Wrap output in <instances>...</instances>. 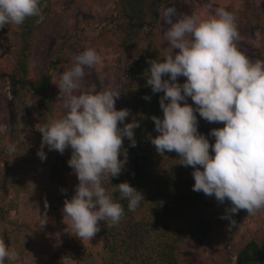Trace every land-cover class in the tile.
Segmentation results:
<instances>
[{
    "label": "trees",
    "instance_id": "trees-1",
    "mask_svg": "<svg viewBox=\"0 0 264 264\" xmlns=\"http://www.w3.org/2000/svg\"><path fill=\"white\" fill-rule=\"evenodd\" d=\"M71 1L76 4L75 10L68 0H41L43 23L37 24L38 17H31L20 26H6V49L0 53V85L7 88L14 109L26 112L28 134L42 140L38 129L61 117L63 101L58 99L55 83L74 64V44L97 53L110 51L128 67L122 98L115 106L130 110L125 123L136 119L140 126L134 129L135 147L124 138L128 153L125 169L118 177L103 182L125 214L117 225L103 222L102 254L85 252L66 240L57 256L74 258L77 264H89L91 258L92 264H224L230 246L235 250L234 264H253L264 255V235L259 237L255 226L245 225V220L254 215L241 210L233 215L235 224L229 229V220L220 217L231 202L226 199L224 208H218L212 197L193 191L194 169L179 164L175 152L161 156L151 143L159 135L151 117H163L159 106L163 93H153L147 86L149 61L162 60L172 51L160 25L162 9L174 0ZM218 1L235 17L237 48L253 62L264 61V0ZM94 6L101 10L92 9ZM185 79L179 77L178 82ZM188 103L193 104L190 97ZM196 115L200 122L202 118L198 112ZM211 124L213 128L224 126ZM8 144L12 142L1 135L2 164L9 157ZM69 158L68 150L60 154L48 149L47 165L53 183L66 185L77 177L68 166ZM125 181L144 196L134 211H129L128 200L114 191ZM2 212L0 208L3 220Z\"/></svg>",
    "mask_w": 264,
    "mask_h": 264
},
{
    "label": "clouds",
    "instance_id": "clouds-1",
    "mask_svg": "<svg viewBox=\"0 0 264 264\" xmlns=\"http://www.w3.org/2000/svg\"><path fill=\"white\" fill-rule=\"evenodd\" d=\"M161 15L169 26L164 39L172 51L162 60L149 61L147 86L153 93H163L159 99L163 117H151L159 133L151 143L161 156L175 152L179 164L194 169L193 191L214 196L219 203L231 202L220 217L229 220L230 229L234 214L245 210L255 215L264 209V61L253 62L237 48L235 17L223 7L206 19L181 14L175 5L164 7ZM31 17H38L37 24L44 22L41 0H0V29L20 26ZM100 59L92 48L75 55L73 66L55 83L64 114L38 129L42 140L37 155L42 161L45 145L60 154L71 148L67 163L79 183L71 199H65L62 212L80 240L94 238L100 221L117 225L124 216L122 204L103 182L125 169L124 138L135 147L134 129L140 126L136 119L125 123L130 110L116 108L121 90L81 91L85 70ZM179 77L186 79L179 83ZM189 97L195 107L188 103ZM197 112L209 123H223L208 134L215 137L214 144L198 131ZM6 150L11 161L17 146L8 144ZM116 186L114 191L128 200L129 211L144 200L127 181ZM47 208L45 202L40 228L48 223ZM18 259V252L0 239V264Z\"/></svg>",
    "mask_w": 264,
    "mask_h": 264
},
{
    "label": "rangeland",
    "instance_id": "rangeland-1",
    "mask_svg": "<svg viewBox=\"0 0 264 264\" xmlns=\"http://www.w3.org/2000/svg\"><path fill=\"white\" fill-rule=\"evenodd\" d=\"M221 1V0H220ZM72 3V9L76 4ZM222 2V1H221ZM175 5L181 14L195 15L199 18L208 17L215 13L220 5L218 0H174L168 6ZM70 8V7H69ZM92 9L101 10L98 6ZM91 13L94 11L91 10ZM169 26L162 20L160 29L165 32ZM6 27L0 29V53L6 49ZM150 35V31H147ZM82 44H74L75 55L84 51ZM178 51V50H175ZM100 62L91 69H86L85 78L81 81V91L97 92L104 89L122 90L127 79L126 61L110 51L98 53ZM7 88L0 85V136L3 135L6 142L15 144L17 151L15 157H10L5 163H0V208L4 219H0V239L6 246L19 254L17 261H5V264H77L74 258L57 256L63 241L69 240L76 248H82L85 252L94 255L102 254L105 246L103 222L100 221V231L91 240H80L66 219L64 220L62 209L65 199H71L75 194V187L79 183L77 177L66 185H57L49 178L47 165L48 147L43 150L46 159L41 160L37 155L41 148V140L35 135H29L27 131V114L25 111H17L13 107ZM61 116L64 109H61ZM199 132L204 134L209 143L214 144L215 137L208 135L212 124L202 119L199 122ZM71 157V148L67 149ZM209 152L214 155L212 148ZM65 189L66 191H61ZM213 204L218 208H224V203L216 201L212 197ZM45 202L48 204V223L39 227L40 220L45 213ZM248 227H256L259 230L256 235H264V209L245 220ZM227 259L224 264H234L235 250L228 246ZM92 264V258L89 260ZM87 264V263H84Z\"/></svg>",
    "mask_w": 264,
    "mask_h": 264
},
{
    "label": "water",
    "instance_id": "water-1",
    "mask_svg": "<svg viewBox=\"0 0 264 264\" xmlns=\"http://www.w3.org/2000/svg\"><path fill=\"white\" fill-rule=\"evenodd\" d=\"M264 263V255L257 259L253 264H263Z\"/></svg>",
    "mask_w": 264,
    "mask_h": 264
}]
</instances>
